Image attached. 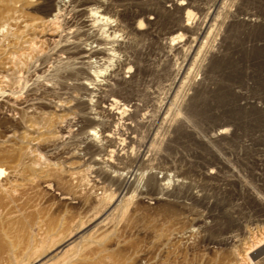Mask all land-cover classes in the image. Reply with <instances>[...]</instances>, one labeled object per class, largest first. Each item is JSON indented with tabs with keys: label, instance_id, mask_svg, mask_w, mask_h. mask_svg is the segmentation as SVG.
<instances>
[{
	"label": "rangeland",
	"instance_id": "obj_1",
	"mask_svg": "<svg viewBox=\"0 0 264 264\" xmlns=\"http://www.w3.org/2000/svg\"><path fill=\"white\" fill-rule=\"evenodd\" d=\"M68 1L0 0L1 179L16 169L0 264L264 263L263 252L247 253L264 245V0L194 3L195 32L179 43L200 34L192 51H169L160 22L106 61L92 59L91 74L126 56L152 70L124 87L129 101L114 97L127 109L114 117H87L84 105L100 111L95 99L60 85L65 24L53 15ZM136 1L117 8L140 11ZM73 230L61 246L57 237Z\"/></svg>",
	"mask_w": 264,
	"mask_h": 264
},
{
	"label": "bare ground",
	"instance_id": "obj_2",
	"mask_svg": "<svg viewBox=\"0 0 264 264\" xmlns=\"http://www.w3.org/2000/svg\"><path fill=\"white\" fill-rule=\"evenodd\" d=\"M57 1L58 0H50V4L52 6L51 8L57 6ZM123 1L125 0H69V3L65 5L64 13L57 12L55 15H53V22L55 24L59 20H64L65 24L64 29L62 30V34L57 35V38L59 40L58 43L60 45L59 49L56 51V56L59 58L60 53L64 54L65 64L63 69H57V74L60 75L61 79L60 85L65 88L73 87L77 90H82L84 94L89 95L95 99L93 100L97 102L96 107L100 111L94 112L91 108V104L89 106L84 105V108L88 109L86 112L87 117L91 116L92 114H97L99 112L106 113L110 117L125 114L127 110L125 104H121V102L119 100L114 99V97H122L124 98L123 100L129 101V98H127L123 93L124 90L127 88L126 87L124 89V87L128 85L132 80L136 79L138 76L148 75L152 72V70L149 71L147 67L142 65L140 61H131L126 55H124L126 57L122 60L120 59L121 61L119 60V63L116 66L110 68L109 70L106 67H103L105 71H95L93 74H91L89 72V68L92 63V59L96 58L99 60V62L106 61L112 55L111 51H123L124 48H127L131 46V44H133V36L136 37L151 35L152 31L160 27L162 22H164L162 24L163 26L168 27L167 36L165 37V45L171 52L180 50L186 51L187 49H189V51H192L193 48L196 47L199 39L201 38V35L197 33L198 36H195L194 38L193 36L188 37V39L186 40V44H188L187 47L184 48L183 45H179L183 36L182 31L186 30L188 33L191 34L195 32L191 25L192 17L194 16L193 11H191L190 9L191 6L196 2L206 3L208 0H166L161 5H155V8L151 10L145 8V6L149 4L147 0H137L135 2V5L141 7V10H130V12L117 8L123 5ZM234 3L238 4L235 1H231V3L225 2L224 5L227 6L229 4L231 5ZM184 11L185 18L182 16V13ZM14 21L15 24L20 23L19 18L15 16ZM198 30H202V27H199ZM31 47L35 48V46L33 45H31ZM68 78H70L72 82L67 81ZM48 87L49 94H52L53 92L51 91V88L53 87ZM131 97L132 99L134 98L133 96ZM48 101L51 105L61 107V104L55 102L53 99H49ZM134 106L137 110V106L139 105L134 104ZM1 115L2 114L0 112V117ZM84 117L85 113L80 118ZM94 123H96V119L90 117L89 120H87L86 122V126L93 125ZM108 129H110V126L107 125L104 127V130ZM94 131V129L91 130L86 139L92 138V140H94V137H96V133ZM67 133L70 132L67 130ZM217 133L218 136L223 135L222 131H219ZM103 138L106 139L104 145L107 147H112L116 143L115 138L110 133L104 135ZM59 139L60 138H54L51 141L49 140V146L54 147L56 143L60 142ZM109 152L113 153L115 151L109 150ZM103 164L105 163L103 162ZM98 168H101V170L103 168L102 171H104V167L102 165H100ZM4 172V169L0 165L1 227L3 224L1 223V220L3 221L4 219H1L2 210L4 209V200L7 198H9L10 200V196L12 197L13 191L16 188L13 187V181H15L16 178L15 167L9 168L8 178L6 180L1 179V177H3L2 174ZM122 175H124V173H121L119 177H122ZM177 181H179V179H177ZM50 186L51 183L47 182L43 187L49 189ZM64 198V196L60 197L61 200H63ZM95 200H97V198H95ZM8 211L10 210L8 209ZM6 213L8 216H12L11 211L9 213ZM3 216L4 215H2V217ZM3 222L6 223V221ZM7 222L9 223V221ZM3 225L5 227L7 224ZM10 226L11 225L9 224V227ZM9 227H5L6 231L8 232H10V230H8ZM6 231L4 230V233ZM8 232L7 234L9 235ZM72 232H74V230L69 231L66 234L62 233L57 237L58 240H60L62 243L61 246L65 247L73 242V240L70 241V239L72 238ZM1 239L3 241L2 235H0V248L4 245L1 242ZM256 242H258V240ZM262 243H264V240ZM72 247L73 246L66 248L64 252L70 251ZM248 247L249 249L247 253L251 255L252 259L258 258L261 252L264 253V245L257 252H253V246L249 245ZM260 259V261H264V257ZM25 264H37L35 257H33V259L29 260ZM262 264L264 263L262 262Z\"/></svg>",
	"mask_w": 264,
	"mask_h": 264
},
{
	"label": "crops",
	"instance_id": "obj_3",
	"mask_svg": "<svg viewBox=\"0 0 264 264\" xmlns=\"http://www.w3.org/2000/svg\"><path fill=\"white\" fill-rule=\"evenodd\" d=\"M264 260V259H263Z\"/></svg>",
	"mask_w": 264,
	"mask_h": 264
}]
</instances>
